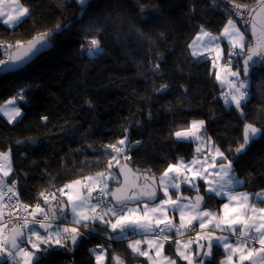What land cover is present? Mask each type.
<instances>
[{"label":"trees","instance_id":"obj_1","mask_svg":"<svg viewBox=\"0 0 264 264\" xmlns=\"http://www.w3.org/2000/svg\"><path fill=\"white\" fill-rule=\"evenodd\" d=\"M21 1L30 10L22 22L15 26L0 22V40L7 48L13 49L17 42H26L57 24L72 22L70 28L52 37L54 46L27 67L0 73V106L24 96V102L16 99L23 110L17 120L11 122L0 113V151L10 152L8 182L18 181L27 205L43 204L40 192L55 193L56 203L66 205L60 188L100 172L111 171L112 190L120 183L118 168L124 163L160 177L168 164L179 158L207 156L212 151L209 146L221 151L235 149L243 143L245 123L264 128V67L250 71L252 95L245 107L247 115L242 117L234 104L225 102L228 76L216 77L219 68L228 70L224 66L228 60L231 71L242 67L246 48L239 56L214 64L210 55L193 57L189 47L201 28L219 35L229 18L237 23L221 0H90L82 17L75 0ZM235 1L252 4L256 0ZM138 2L144 9H159L160 15L153 14L143 22ZM92 27L102 28V34L87 31ZM92 38L100 40L105 50L98 58L81 52L82 46L87 47L85 40ZM249 39L246 36V42ZM3 52L0 49V60ZM157 65L159 72L154 73ZM220 82L226 84L223 90ZM164 85L167 90L158 91ZM44 116L47 121L42 120ZM192 120L205 121L203 135L210 141L177 140L174 133L190 128ZM125 136L129 150L117 157L119 166L113 162L109 169L113 153L105 146ZM225 155L233 161L237 176L246 181L240 189L248 193L264 190V136L242 154L225 151ZM196 184L198 191L182 185L172 197L192 198L199 193L206 198L204 207L220 209L223 200L207 192L199 179ZM79 227L88 234L74 246L69 241L68 248L56 246L41 255L39 264H96L89 250L98 246L108 250L105 264H115L112 258L117 256L124 264L146 263L145 258L132 253L127 239L110 240L105 235L111 233L110 227L98 226L95 232L91 226ZM166 252L177 257L174 243H168ZM212 252L205 264H221L225 252L217 246ZM0 264H6L5 259Z\"/></svg>","mask_w":264,"mask_h":264},{"label":"snow or ice","instance_id":"obj_2","mask_svg":"<svg viewBox=\"0 0 264 264\" xmlns=\"http://www.w3.org/2000/svg\"><path fill=\"white\" fill-rule=\"evenodd\" d=\"M81 9V17L87 11L90 0H77ZM4 0H0V18L7 16L3 23L8 25H18L29 14V8L26 7L21 0H10L6 5L8 8L13 9L12 12H5L3 10ZM137 7H140V17L143 22L147 23L153 14L160 15V10L157 8L144 9L140 6L139 2ZM258 7L260 11L257 16L260 17L259 21V36L255 46L247 44V55L243 60L242 67L237 68L235 71H229V74L234 79L230 83V91L225 97L228 104H234L235 109L243 117L246 116L245 107L251 98L249 77L251 62L253 57L258 56L264 58V0H259ZM251 9L248 6L239 4L233 5V12L238 16L241 22L245 25L250 24L249 31L256 35L257 21L252 17ZM100 17H97L99 21ZM72 26L69 21L66 24H57L55 28L41 33L33 40L29 41L26 46H22L20 54H14L9 57L7 61L0 60V73L16 71L21 65H26L34 58L38 57L44 51L49 50L54 46L52 37L58 35L62 31L67 30ZM89 32H95L97 36L101 35L103 29L100 27H92L87 29ZM140 36L144 37L145 33L136 29ZM207 38V40H205ZM221 38H227L233 52L229 53L230 57L233 55L239 56L245 51L246 39L245 34L240 31L234 20L228 19L227 24L224 26L220 36H214L211 33L201 28V32L197 34L196 40L193 44L201 43L205 49V53L209 50L217 52L216 58L219 59L220 51L218 41ZM19 44V42H17ZM87 47L82 46L81 52L89 58H98L105 52L101 47V41L92 38L85 40ZM193 45H189L191 48ZM193 57L204 55V53L192 52ZM215 64V60L213 61ZM154 73L159 72V66L154 68ZM241 73L243 77L241 78ZM217 80L220 76L217 75ZM167 86H162L158 91L165 92ZM16 99L24 102V96L10 100L9 104H14ZM6 107V106H5ZM4 114L8 116L9 121L15 120L22 115L21 109L18 106L12 107L11 111H5ZM48 117H42V120L47 121ZM205 127L204 120H192L191 126L188 129L176 131L174 136L178 141H192L201 140L203 138V130ZM264 136V128L255 126L254 123H245L243 127V143L239 144L235 149L229 148L225 151L234 154H242L246 148L258 137ZM210 141V137L206 138ZM140 142L137 141V144ZM128 137L118 140L115 144L105 146V149H110L113 153L112 159L108 162V168H113V162L116 166L120 165V160L117 158L126 153L128 149ZM215 155L205 157L203 160L193 158L190 162H185L182 158L177 160L175 164H168L167 168L159 177V188L163 192L165 198L159 199V203L155 202L158 199L156 180L150 176L145 175L144 184L138 185L135 183L129 184L127 176H125L124 183L109 190L108 180L114 178L111 171L108 173L100 172L95 176H86L83 180L77 179L69 184L64 185L58 191L67 196V202L71 207L72 224L76 227H61L59 224H54L58 219L55 212L49 215L40 202H37L34 207L31 205H23V211L27 213L23 217V223L18 228H12L8 234H5L7 225L0 224V257H7L11 259L14 264H39L41 255L47 254L55 250L56 246L68 248V242L71 245H76L78 240L86 236L87 232H81L80 227L89 229L95 232L98 226L110 227L111 233H106L108 238L112 241H121L127 239L129 234L143 233L145 240H135L128 244L134 255L147 257L149 264H162V261H167L168 264H176V260L167 256H162L163 241L159 238L163 236V240H167L166 233H171L174 229L178 235H183L184 232L193 231L196 237L188 239L183 243L176 241V253L178 256L187 261V264H196L197 259L199 264H205V258L211 259L214 246L224 249L227 253L226 260L221 264H264V207H257L256 203L250 202L253 198L255 200L264 201V190L253 193H235L234 188L237 185H242L246 181L241 180L236 176L233 169V161L229 160L225 155V151H221L219 147L213 145ZM197 153L201 152L200 148L196 149ZM10 157V152H0V221H2L3 201L5 196L9 200L17 199L19 205L18 192L16 190V181L11 184L5 182V178L9 177L12 172L10 163H7ZM219 158V160L217 159ZM210 168L218 169L210 171ZM226 161V163L219 162ZM195 169V170H194ZM120 172L124 173L125 169L120 168ZM190 172L191 175L186 173ZM213 176L214 179L209 180L208 177ZM203 179L205 184L208 185L206 191L216 196L226 195L228 203L222 205V215L201 210V204L204 200L203 196L197 195L194 200H189L187 197L177 196L175 199L169 194L170 189L179 190L181 183L190 185L192 188L197 189L196 181ZM181 183H177L176 181ZM76 187L75 192L65 191V189H73ZM7 189V191H5ZM98 193L95 196L96 202L93 203V193ZM86 191V195L84 194ZM11 195H8V194ZM111 197V201L108 197ZM39 198H42L45 206L51 207V200L56 199L55 193L40 192ZM184 200H189L188 203H183ZM135 202L136 206H130ZM143 202V208L140 204ZM169 210L179 212V225L173 222L167 213ZM186 212L188 213L186 215ZM191 213H195L194 215ZM63 215V208H61ZM11 213L9 216L11 217ZM30 217V219H29ZM42 217V218H38ZM114 221V222H113ZM198 221L199 230L194 227L193 222ZM30 225H38L40 229L44 230L41 234L35 227ZM219 230L220 235H216L213 231ZM27 230V231H25ZM153 234L151 237L148 234ZM232 237H236L235 242H232ZM203 241V242H202ZM147 243L148 249L155 251V255L149 254L147 249L142 250L140 245ZM251 242V244L249 243ZM197 245L196 250L192 249V244ZM258 244L259 248L255 245ZM31 246V250L27 247ZM99 254L95 255L96 264H103L104 249L103 246ZM111 247V245H109ZM95 253V249L89 250ZM234 256L237 257L234 261ZM259 256V261L255 257ZM115 264H124L118 256L112 258Z\"/></svg>","mask_w":264,"mask_h":264},{"label":"crops","instance_id":"obj_3","mask_svg":"<svg viewBox=\"0 0 264 264\" xmlns=\"http://www.w3.org/2000/svg\"><path fill=\"white\" fill-rule=\"evenodd\" d=\"M9 2H10V0H4L3 10H4L6 13L11 11L12 14L14 15V14H15L14 10H13V9H10V8H8V7L6 6ZM21 2H22V1H21ZM4 19H7V16H4L3 18H0V22H3ZM8 25H10V26H15V25H11V24H8ZM236 25H237V27L240 29V31L243 32L237 23H236ZM205 31H206V30H205ZM200 32H201V30L199 31V33H200ZM207 32H208V31H207ZM220 35H221V33H220L219 35H214V36H220ZM196 38H197V35L195 36L194 40H196ZM245 39H246V36H245ZM194 40H193V41H194ZM205 40H207V38H205ZM218 44H219V51H220L219 59L216 58L217 52H216L215 50H209L208 52L205 53V49H204V47H203V45H202L201 43L193 44V42H192V45H193V46L191 47V50H192V52H193V51H196V52H198V53H204V54H206V55H210V56L213 58V60H215L216 63H220V62H222L223 60L229 59V57H230L229 53L233 52L234 49L232 48V46H231V44L229 43V41H228L227 38H221V39L218 41ZM233 56H234V55H233ZM10 100H13V99H9L8 101H6L5 103H3V104L0 106V113H1V114H2L7 120H9V119H8V116H6V115L4 114V112H5V111H11V108H12V107H15V106L20 107L19 104L17 103V101H15L14 104H9L8 102H9ZM5 106H6V107H5ZM20 109H21V112H22V114H23V110H22L21 107H20ZM17 119H18V118H17ZM17 119H16V120H17ZM201 140H203L204 143L207 142L206 139H205V136H204V135H203V138H202ZM209 149H211L212 151H211L210 154H208L207 156H204V157H195V158H198V159H200V160H203L205 157H209V158H210L211 156L215 155V152H214L213 147H212V146H209ZM0 152H1V151H0ZM182 159H183L185 162H190V161L193 160V158L190 159V160L185 159V158H182ZM217 159L219 160V158H217ZM219 162H220V161H219ZM7 163H10V164H11V167H12V163H11V158H10V157H9V160L7 161ZM176 163H177V162H176ZM210 163H211V162H210V160H209V165H206V167H209V170H210V171H213V172H214V171L218 170V169H211V168H210ZM223 163H225V162H223ZM174 164H175V163H174ZM194 170H195V169H194ZM11 173H12V172H11ZM11 173L9 174V176L11 175ZM186 174L189 175V176L191 175L190 172H188V173H186ZM235 174H236V173H235ZM236 176H237V174H236ZM237 177H238V176H237ZM8 178H9V177L5 178V182H6L7 184H9V182H8ZM208 179H209V180H212V179H214V177H213V176H209ZM80 180H83V178L80 179ZM199 180L202 181V182H204L203 179H199ZM111 181H112V179H109V180H108L109 184L111 183ZM71 182H72V181H71ZM71 182H68L67 184H69V183H71ZM176 182H177V183H181L179 180L176 181ZM204 183H205V182H204ZM182 185H187V184H183V183H181V187H180V189L182 188ZM109 186H110V185H109ZM188 186H190V185H188ZM205 186H206V189H207L208 185L205 184ZM240 186H241V185H237V186H235V188H234L235 193H237V194H238V193H248L247 191H244V190L240 189ZM76 187H77V186H74L73 189H71V190H69V189H65V191H66V192H67V191H72V192L74 193L75 190H76ZM190 187H191V186H190ZM180 189H179V190H176V189H170V190H169V194H170L171 196L173 195V193H177V194H178V192H180ZM84 194H85V195L87 194L86 191H85ZM161 195H163L162 190H161ZM213 195H214V194H213ZM61 196H62L63 198H65L68 208H67V212H66L65 215H64V219H65V221H64V222H63V221H62V222H58L57 224H60L61 227H64V226H68V227H76L77 225L72 224V219H73V217H72V214H71V207H70V205H69L68 202H67V196H66V195H63V194H61ZM214 196L217 197V198H219V199H222V200H223L222 205H223L224 203H228V202H229L228 199H227V196H226V195H221V196H216V195H214ZM163 198H165V197L162 196V199H163ZM172 198H173V197H172ZM173 199H174V198H173ZM189 200H192V198H189ZM189 200H184L183 203H188ZM95 202H96V200H95ZM250 202H254V203H256V206H257L258 208H259V207H264V201L255 200V199L253 198ZM157 203H159V201H158ZM3 205H4V203H3ZM150 205H151V204H150ZM222 205L220 206V209H212V208H207V207L201 206V210H203V211H211V212H215V213H218V214H221V215H222V211H223V209H222ZM130 206H133V207H134V206H136V205H130ZM140 207H141V209L143 208V203L140 204ZM174 212H176V214H174ZM3 213L5 214V206L3 207ZM187 214H188V213L186 212V215H187ZM191 214L194 215L195 213H191ZM167 215H168L170 218L173 219V222H174V223H176L177 225H179L180 220H179V212H178V211L169 210L168 213H167ZM66 220H68L69 222L66 221ZM113 222H114V221H113ZM0 224L7 225V224H5V222H4V216H3L2 221H0ZM193 225H194V227L197 228V230H199L198 221H194V222H193ZM11 228H12L11 225H7V227H6V229H5V234L9 233V230H10ZM110 230H111V229H110ZM199 231L203 232L204 230H199ZM213 231L215 232L216 235H220V234H221V233L219 232V230H215V229H213ZM152 235H153V234H151V233L148 234L149 237H151ZM166 235L168 236V239H167V240H163V236H160V237H159V238L163 241V245H164V246H163V249H162V256H167V257H169V258L175 259V260H176V264H187V261L182 260V259L178 256L177 253H176V254H177V257H176V258L171 257L170 255H168L167 252H166V247H167L168 243H174L175 248H177L176 241H178V240L181 242V247H182L183 243L186 242L188 239H190V238H193V239H194V238L196 237V233L193 232V231H187V232H184L183 235H178V234L176 233L175 229H174L171 233H166ZM231 239H232V242L234 243L236 237H232ZM135 240H141V241H144V240H145V235H144L143 233H137L135 236H133V234H129V236H128V238H127V242H128V244H129V242H131V241H135ZM202 242H203V241H202ZM249 243L251 244V242H249ZM140 247H141L142 250L147 249V250L149 251V254H150V255H152V256L155 255V251H154V250H152V249H148V246H147V243H146V242H145V243H142V244L140 245ZM191 247H192L193 250H196L197 245H196L195 243H193ZM255 247H256V248H259V245L256 244ZM103 248H104V249H107V248H105L104 246H103ZM220 248L224 251V249L222 248V246H220ZM94 249L96 250V252L93 253L94 256H95L96 254H99V252L101 251V248H100V247H95ZM212 251H213V249H212ZM224 252H225V251H224ZM226 256H227V253L225 252V257H224V259H223L222 261H225V260H226ZM143 258H145L146 263H142V262H141V263H136V264H149L148 258H147V257H143ZM3 259H4V257H0V262L3 261ZM107 259H108V250L104 252V261H103V264L106 263ZM205 259H208V258H205ZM233 259H234V261H236L237 257L234 256ZM255 259H257V261H259V256L255 257ZM245 263H247V262H245ZM162 264H168V262H167V261H162ZM196 264H199V261H198V260L196 261Z\"/></svg>","mask_w":264,"mask_h":264},{"label":"water","instance_id":"obj_4","mask_svg":"<svg viewBox=\"0 0 264 264\" xmlns=\"http://www.w3.org/2000/svg\"><path fill=\"white\" fill-rule=\"evenodd\" d=\"M77 2V0H75ZM224 5L228 8V10L233 14L235 20L237 21L239 27L241 28V30L243 31V33L249 37V41L246 43V51H245V57L247 55V44H251L253 46L256 45L257 43V38L259 36V21H260V17L257 16V13L260 11V8L258 7V4H259V0H256L254 3L252 4H242L240 2H237L235 0H221ZM78 4V3H77ZM234 4H239V5H242V6H248L249 8L251 9H255V11L252 12V17L254 19H256L257 21V32H256V35H253L250 31H249V28H250V24L248 25H245L241 22L240 18L238 16H236L233 12V5ZM37 37V36H35ZM35 37H33L32 39L26 41V42H23V43H20L18 44L17 46H15L13 49H11V52H10V56L11 55H14V54H20L22 52V46H26L27 43L31 40H33ZM51 49V48H50ZM48 51V50H46ZM44 51V52H46ZM43 52V53H44ZM42 53V54H43ZM41 55V54H40ZM39 55V56H40ZM38 56V57H39ZM37 58V57H36ZM36 58H34L31 62H28L26 65H21L20 68L16 71H12V72H18L22 69H24L25 67H27L30 63H32ZM245 59V58H244ZM263 66L264 67V58H261V57H258V56H254L253 57V62H251V66H250V71L254 68H258V67H261ZM12 72H5V73H12ZM221 85H223L222 87H220L221 90H223L226 86V84H224V82H220ZM220 85V86H221ZM124 168L125 169V172L124 173H121L120 172V168ZM118 175L120 177V183L115 185L112 190H114L115 188L117 187H120L123 183H124V180H125V176H127L128 178V181H129V184L131 183H135V184H138V185H143L144 184V177L145 175L147 176H150L152 178H154L156 180V185H154L156 188H157V193H158V199L155 201V202H152V201H147V198H145V201L144 202H148L149 204H152V203H157L159 201V199L161 198V189L159 188V184H158V181H159V177H156V176H153L151 175L150 173H142V172H138L136 170H134V168L129 164V163H124L122 164L119 168H118ZM197 195H200V196H203L204 197V200L201 204V206H205L206 204V198L204 195L202 194H199V193H196L195 195H193L192 197V200H194V198L197 196ZM111 199V197H110ZM143 202H141L142 204ZM130 205H135V202L131 203ZM63 206V215L67 212V208L68 206L67 205H64L62 204ZM56 215H59V214H56ZM62 215V214H60ZM13 228H18V227H13ZM12 229V228H11ZM10 229V230H11ZM9 230V231H10Z\"/></svg>","mask_w":264,"mask_h":264},{"label":"built area","instance_id":"obj_5","mask_svg":"<svg viewBox=\"0 0 264 264\" xmlns=\"http://www.w3.org/2000/svg\"><path fill=\"white\" fill-rule=\"evenodd\" d=\"M8 44H6L4 41L0 40V49H4V58L3 60L7 61L10 57V52L11 49L7 48ZM224 66L230 70L231 69V62L230 60H228L227 62H225ZM108 173V172H105ZM16 190L18 192V200H19V205H17V199L13 198L12 200H9L7 196H5V199L3 201L4 206H5V214H4V222L7 225H11V226H16V227H20V225L23 223V217H25L27 215V213H25L23 211V205H27L21 198L20 196V188H19V183L18 181H16ZM5 191H7V189H5ZM8 195H11L10 193ZM109 201H111L108 198ZM55 202L54 200H51V207L53 206V203ZM42 206L45 207V210L49 212V215H51V211L50 208L48 206H45L44 204H42ZM53 208V207H52ZM9 213H11V217L9 216ZM38 218H42V217H38ZM30 219V217H29ZM60 219L58 218L56 221H54V224H57V222ZM30 227H35L38 231L41 232V234H44V230L40 229L38 225H30ZM196 228V227H195ZM27 231V230H25ZM136 234H133V236H135ZM30 250H31V246L28 245L27 246ZM6 262L7 264H14V262L6 257Z\"/></svg>","mask_w":264,"mask_h":264},{"label":"rangeland","instance_id":"obj_6","mask_svg":"<svg viewBox=\"0 0 264 264\" xmlns=\"http://www.w3.org/2000/svg\"><path fill=\"white\" fill-rule=\"evenodd\" d=\"M223 62V61H222ZM228 71V72H227ZM229 71L230 70H225V72L223 71V69L222 68H219V70H218V75L220 76V78H224V76L225 75H227L228 76V80L229 81H231V80H233L232 78L233 77H231L230 75H228L229 74ZM226 73V74H225ZM228 73V74H227ZM229 91H230V84H227V90H226V96L228 95V93H229ZM226 102V101H225ZM228 104V103H227ZM16 120V119H15ZM15 120H12L11 122H13V121H15ZM91 176H95V175H91ZM108 185H110L109 184V182H108ZM97 193H98V189H97V192H94L93 193V203H95V196L97 195ZM60 225V224H59ZM6 257V256H5Z\"/></svg>","mask_w":264,"mask_h":264},{"label":"clouds","instance_id":"obj_7","mask_svg":"<svg viewBox=\"0 0 264 264\" xmlns=\"http://www.w3.org/2000/svg\"><path fill=\"white\" fill-rule=\"evenodd\" d=\"M246 36V35H245ZM109 199H110V196L108 197ZM111 200V199H110ZM59 204V203H58ZM57 203H56V199H55V202L53 203V208L51 207L50 208V211H51V213H53V212H55V214H59V215H56L60 220L58 221V222H62V217H63V215H60L61 214V208H63V206H62V204L61 205H58ZM67 205V204H66ZM65 215V214H64ZM57 222V223H58ZM13 227H16V226H12V228ZM8 234V233H7ZM4 259H6V257H4ZM5 262H6V260H5ZM6 264H7V262H6Z\"/></svg>","mask_w":264,"mask_h":264}]
</instances>
